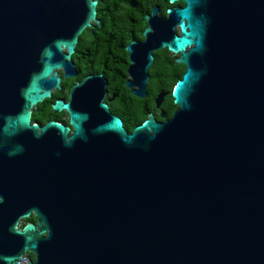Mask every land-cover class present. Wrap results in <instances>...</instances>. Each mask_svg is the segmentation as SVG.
<instances>
[{
	"label": "water",
	"instance_id": "water-1",
	"mask_svg": "<svg viewBox=\"0 0 264 264\" xmlns=\"http://www.w3.org/2000/svg\"><path fill=\"white\" fill-rule=\"evenodd\" d=\"M168 2L126 86L144 98L150 49L179 53L171 118L128 133L87 76L51 105L67 137L31 115L97 2L0 0V264H264V0Z\"/></svg>",
	"mask_w": 264,
	"mask_h": 264
},
{
	"label": "flooded vegetation",
	"instance_id": "flooded-vegetation-1",
	"mask_svg": "<svg viewBox=\"0 0 264 264\" xmlns=\"http://www.w3.org/2000/svg\"><path fill=\"white\" fill-rule=\"evenodd\" d=\"M95 1L97 2V22H91V26L85 28L78 36L71 58L75 76L64 79L63 70H57V75L60 77V89L53 90L52 96L58 95L57 99L67 102L69 90L73 85L81 82L87 76L101 75L106 80V94L103 102L112 114L121 119L126 131L131 133L132 130H129L128 126L141 116L143 111L147 112L148 115L152 113L150 107L155 109L154 100L158 93L151 97L149 90L153 82H156L159 78L158 69L160 67L167 68V76L164 81L173 89L175 83L181 79L185 66L178 61L180 58L179 53H173L167 49H150L153 61L147 70L149 78L144 102V98L133 95L131 89L126 86L127 81L134 80L128 73L131 63L130 57L146 47L149 36L145 31L148 30L151 35L161 21L167 17V10L177 6L182 7L183 3L178 2L171 5L168 0ZM175 32L179 34L177 27ZM127 47H130L131 52L127 50ZM149 48L146 47V50ZM68 80H72V85L69 87L66 86ZM164 92L167 96L168 92ZM166 96L160 109L157 110L158 114L163 111ZM149 104L150 107H147ZM176 109L177 106L173 109L171 116ZM52 113L55 119L47 120L45 123L54 121L66 126L69 129L67 137H70L73 129L69 125L68 114L64 110L58 113L52 110ZM171 116L166 117L165 115L164 120L171 118ZM155 119L157 121L161 120L156 117ZM29 219L36 223L34 214H31ZM29 256L33 258L32 254Z\"/></svg>",
	"mask_w": 264,
	"mask_h": 264
},
{
	"label": "trees",
	"instance_id": "trees-1",
	"mask_svg": "<svg viewBox=\"0 0 264 264\" xmlns=\"http://www.w3.org/2000/svg\"><path fill=\"white\" fill-rule=\"evenodd\" d=\"M158 76H159L158 80L156 82H153V84L150 87L149 95L151 97H154L159 92H164V91L168 92L167 96L165 98V105L163 107V111H164L166 117H170L175 106L173 104V100H172V97L170 94L172 88H171V86H168L167 83L164 81V79H166V76H167V68L166 67H160L158 69ZM70 85H72V80L67 81L66 86L69 87ZM57 98H58V95H54L51 97V99L45 100L44 102L39 104L37 106L36 112L31 115L32 123L44 124L47 120L55 119L53 117V113L51 110V104ZM145 99L146 98L143 99L144 102H145ZM147 107H150V104ZM150 109H151L150 111L155 115V117L158 120H160V117H159V114L157 113V110L153 109L152 107H150ZM146 118H147V112L143 111L141 116H139L136 120H134L128 126L129 130H132V128L135 125L140 124V122H142ZM30 222H33V220H31L29 218L24 219L23 225L26 223H30Z\"/></svg>",
	"mask_w": 264,
	"mask_h": 264
},
{
	"label": "rangeland",
	"instance_id": "rangeland-1",
	"mask_svg": "<svg viewBox=\"0 0 264 264\" xmlns=\"http://www.w3.org/2000/svg\"><path fill=\"white\" fill-rule=\"evenodd\" d=\"M21 225H23V224H21Z\"/></svg>",
	"mask_w": 264,
	"mask_h": 264
},
{
	"label": "built area",
	"instance_id": "built-area-1",
	"mask_svg": "<svg viewBox=\"0 0 264 264\" xmlns=\"http://www.w3.org/2000/svg\"><path fill=\"white\" fill-rule=\"evenodd\" d=\"M25 261V260H24Z\"/></svg>",
	"mask_w": 264,
	"mask_h": 264
}]
</instances>
